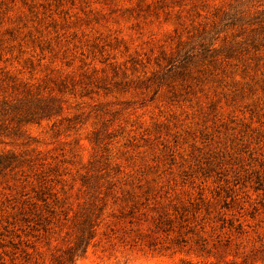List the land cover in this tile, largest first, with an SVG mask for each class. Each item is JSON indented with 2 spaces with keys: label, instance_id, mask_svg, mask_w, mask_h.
Instances as JSON below:
<instances>
[{
  "label": "rangeland",
  "instance_id": "rangeland-1",
  "mask_svg": "<svg viewBox=\"0 0 264 264\" xmlns=\"http://www.w3.org/2000/svg\"><path fill=\"white\" fill-rule=\"evenodd\" d=\"M3 102L0 264H52L86 182L111 195L76 264H264V0H0ZM129 190L191 199L218 247L132 245Z\"/></svg>",
  "mask_w": 264,
  "mask_h": 264
},
{
  "label": "trees",
  "instance_id": "trees-1",
  "mask_svg": "<svg viewBox=\"0 0 264 264\" xmlns=\"http://www.w3.org/2000/svg\"><path fill=\"white\" fill-rule=\"evenodd\" d=\"M229 47L232 48L231 45ZM229 47L224 46V50H222L225 57H229L234 52ZM42 101L43 104L37 102L29 106L28 104H23L18 109H11L9 107L10 104L3 102L0 103V112L7 114L8 109H11L9 114H13V117L19 119L20 122L21 118L26 119L28 116H36L38 113L48 114L55 109L49 101ZM3 159V157H0V164ZM91 184L93 183L89 184V182H86V200L72 220V240L66 249L53 256L54 262L52 264H76V260L85 253L89 244L96 237L97 227L100 224L99 219L110 203L108 196L111 193L105 194L99 191L98 188L96 189L95 184ZM141 186V184L138 185L139 188ZM141 199L136 191L129 190L126 193L122 191L120 195L113 194L111 201L113 205L118 207V214L114 216L129 226L127 232L128 240L132 245L145 244L155 249L171 248L175 252L182 251L187 246L190 249L196 246V250L198 249L208 255H211L209 247L211 240L213 241V246L215 248L218 247L217 243L221 241L218 238L221 233L216 234V241L215 239H210L211 235L205 234V223L199 222L200 219L197 216L198 208L195 209L194 201L191 199L185 201L174 198L178 200L168 205H159L155 201L150 208L148 207L149 198L146 197L143 201ZM142 207H148V210L153 213L150 217L153 229H149L147 232L135 227L139 226L141 221H148L146 212L139 214ZM222 227H225V225ZM172 233H175V236L170 237L168 245L166 244L168 243L167 240H169L167 235L170 236Z\"/></svg>",
  "mask_w": 264,
  "mask_h": 264
}]
</instances>
